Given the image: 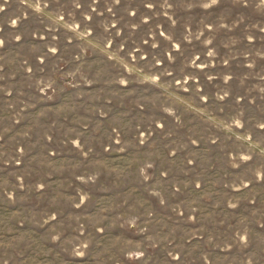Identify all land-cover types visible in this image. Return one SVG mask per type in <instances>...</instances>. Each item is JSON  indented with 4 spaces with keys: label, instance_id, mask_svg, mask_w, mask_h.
<instances>
[{
    "label": "rangeland",
    "instance_id": "obj_1",
    "mask_svg": "<svg viewBox=\"0 0 264 264\" xmlns=\"http://www.w3.org/2000/svg\"><path fill=\"white\" fill-rule=\"evenodd\" d=\"M0 264H264V0H0Z\"/></svg>",
    "mask_w": 264,
    "mask_h": 264
}]
</instances>
